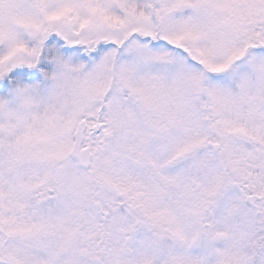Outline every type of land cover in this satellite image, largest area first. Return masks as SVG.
<instances>
[{
	"label": "snow or ice",
	"instance_id": "6c2138e0",
	"mask_svg": "<svg viewBox=\"0 0 264 264\" xmlns=\"http://www.w3.org/2000/svg\"><path fill=\"white\" fill-rule=\"evenodd\" d=\"M0 264H264V0H0Z\"/></svg>",
	"mask_w": 264,
	"mask_h": 264
}]
</instances>
